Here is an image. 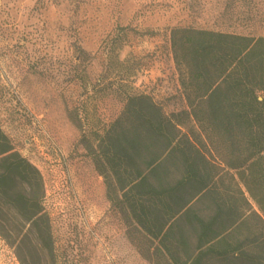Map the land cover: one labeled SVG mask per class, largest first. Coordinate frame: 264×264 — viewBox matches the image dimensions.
Returning a JSON list of instances; mask_svg holds the SVG:
<instances>
[{
	"label": "trees",
	"instance_id": "obj_1",
	"mask_svg": "<svg viewBox=\"0 0 264 264\" xmlns=\"http://www.w3.org/2000/svg\"><path fill=\"white\" fill-rule=\"evenodd\" d=\"M169 40L185 106L129 91L102 133L80 139L152 264H264V35L174 25ZM44 195L0 128V235L20 264H57Z\"/></svg>",
	"mask_w": 264,
	"mask_h": 264
},
{
	"label": "rangeland",
	"instance_id": "obj_2",
	"mask_svg": "<svg viewBox=\"0 0 264 264\" xmlns=\"http://www.w3.org/2000/svg\"><path fill=\"white\" fill-rule=\"evenodd\" d=\"M174 25L264 35V0H0V128L41 172L57 264H152L80 138L102 133L129 91L185 106ZM0 264H20L1 235Z\"/></svg>",
	"mask_w": 264,
	"mask_h": 264
}]
</instances>
